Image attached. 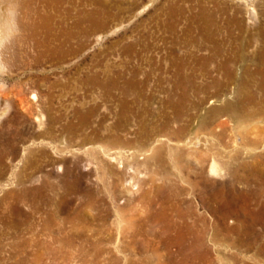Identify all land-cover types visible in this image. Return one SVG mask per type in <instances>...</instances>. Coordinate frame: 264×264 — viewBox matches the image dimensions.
Segmentation results:
<instances>
[{"label":"rangeland","instance_id":"rangeland-1","mask_svg":"<svg viewBox=\"0 0 264 264\" xmlns=\"http://www.w3.org/2000/svg\"><path fill=\"white\" fill-rule=\"evenodd\" d=\"M229 2L2 1L0 264H264V145L240 152L247 132L213 114L242 109L264 0L239 3L242 30ZM153 127L165 138L132 158Z\"/></svg>","mask_w":264,"mask_h":264},{"label":"bare ground","instance_id":"bare-ground-1","mask_svg":"<svg viewBox=\"0 0 264 264\" xmlns=\"http://www.w3.org/2000/svg\"><path fill=\"white\" fill-rule=\"evenodd\" d=\"M2 1L3 0H0V43L3 39V36H4V30L6 29V25H5V20L7 19V14H8V8L7 7H4L2 6ZM13 1V0H12ZM195 1V0H194ZM205 1V0H204ZM231 3H232V6L231 8L232 9H227V8H221L223 10V13L226 14L227 16V19L229 20L228 22H232L234 24H236L241 30L243 28H247L249 27L250 23L247 24V22L245 21V19L243 18L242 16V10H241V5H239V3L241 4V2H245L247 5V12H251L252 10H256L257 6H258V3H259V0H229ZM6 2V1H5ZM27 2V1H26ZM218 2V0H217ZM229 2V3H230ZM22 3V2H21ZM51 3V2H50ZM49 3V4H50ZM206 3V2H204ZM226 3V2H225ZM14 4V3H12ZM28 4V3H27ZM218 4V3H217ZM220 4V3H219ZM228 4V3H227ZM16 5V4H15ZM215 5V4H214ZM6 6V5H5ZM26 6V5H25ZM217 6V5H216ZM226 6V5H225ZM14 7V6H13ZM18 7V6H17ZM32 7V6H31ZM37 7V6H36ZM204 7V6H203ZM218 7V6H217ZM34 8V7H33ZM39 8V7H38ZM43 8V7H42ZM206 8V7H205ZM229 8V7H228ZM246 8V7H245ZM28 9V8H27ZM31 9V8H30ZM23 10V9H22ZM204 10V9H203ZM207 10V8H206ZM214 10V9H213ZM217 10V9H215ZM259 10V9H258ZM16 11V10H15ZM39 11V10H38ZM37 11V12H38ZM231 11V12H229ZM13 12V10H12ZM48 12V11H47ZM202 12V11H201ZM208 12V11H207ZM219 12V11H218ZM261 12V11H260ZM17 13V12H16ZM19 13V12H18ZM23 13V12H22ZM21 13V14H22ZM53 13V12H52ZM209 13V12H208ZM41 16H42V13L40 12ZM47 14V13H46ZM221 14V13H220ZM228 14V15H227ZM240 14V15H238ZM5 16V19H3V17ZM14 16V15H13ZM17 16V15H16ZM18 16H21V15H18ZM34 16V15H33ZM53 16V15H52ZM245 16V15H244ZM29 17V16H28ZM49 17V16H48ZM247 17V16H246ZM250 17V16H249ZM13 18V17H12ZM51 18V17H50ZM214 18V17H213ZM18 19V18H17ZM33 19V18H32ZM41 19V18H40ZM40 19H36V20H40ZM46 19V18H44ZM53 19V18H51ZM217 20V18H215ZM12 20V19H11ZM21 20V19H20ZM29 20V19H28ZM35 20V21H36ZM214 20V19H213ZM15 21V20H14ZM48 21V19H47ZM218 21V20H217ZM220 21V20H219ZM24 22V21H23ZM22 22V23H23ZM33 22V20H32ZM39 22V21H38ZM41 22V21H40ZM214 22V21H213ZM225 22V21H224ZM46 23V22H45ZM48 23V22H47ZM13 24V23H12ZM15 24V23H14ZM29 24V23H28ZM35 24V23H34ZM44 24V23H43ZM215 24V23H214ZM213 24V25H214ZM20 25V24H19ZM30 25V24H29ZM40 25V24H39ZM48 25V24H47ZM45 25V26H47ZM217 25V24H216ZM16 26V24L14 25ZM38 26V25H37ZM44 26V25H43ZM44 26V27H45ZM218 26V25H217ZM221 26V25H220ZM8 27V26H7ZM26 27V26H25ZM33 27V26H32ZM41 27V25H40ZM219 27V26H218ZM27 28V27H26ZM36 28V27H35ZM205 28V27H204ZM10 29V28H9ZM15 29V28H14ZM13 29V30H14ZM22 29V28H21ZM29 29V28H27ZM34 29V28H33ZM39 29V28H38ZM49 29V27L47 28ZM206 29V28H205ZM216 29V27H215ZM230 29V28H229ZM234 29V28H233ZM31 30V29H30ZM29 30V31H30ZM217 30V29H216ZM239 30V31H241ZM257 30V29H256ZM261 31L259 33H264V28L263 29H260ZM39 31V30H38ZM48 31V30H47ZM46 31V32H47ZM52 31V30H51ZM220 31V30H219ZM226 31V30H225ZM245 32V31H244ZM38 33V32H37ZM40 33V32H39ZM28 35H30V33H27ZM23 35V34H22ZM47 35V34H46ZM49 35V34H48ZM52 35V34H51ZM50 35V36H51ZM261 35V34H260ZM35 33L33 32L32 35H31V48H32V53L30 54V56H27L30 57V60L29 62L26 63V55H28V52L25 50V47H24V41L19 40V38L15 39L14 40V44L16 43L18 45V50H17V57H15L14 61H18L17 62V65H19V67H25L24 65H28L29 67L31 68H35L37 62H38V56H37V53H36V39H35ZM48 37V36H47ZM39 38V37H38ZM53 38V37H52ZM40 39H43V38H40ZM8 40V39H7ZM33 40V42H32ZM47 40V38H46ZM49 41V40H47ZM51 41V40H50ZM38 42V41H37ZM255 42V41H254ZM9 43V42H8ZM40 43V42H39ZM42 43V42H41ZM48 43V42H47ZM52 43V42H51ZM45 44V43H44ZM255 44V43H254ZM263 44V43H261ZM40 45V44H39ZM51 45V44H50ZM16 46V45H14ZM45 46V45H44ZM4 47V46H3ZM42 47V46H41ZM8 48V47H7ZM15 48V47H14ZM39 48V47H38ZM51 48V47H50ZM130 48V47H129ZM128 48V49H129ZM132 48V47H131ZM16 49V48H15ZM49 49V48H48ZM2 50V49H1ZM52 50V49H51ZM7 51V50H6ZM14 51V50H13ZM39 51V50H38ZM41 51V50H40ZM43 51V50H42ZM47 51V50H46ZM44 52V51H43ZM52 52V51H51ZM15 53V52H14ZM13 53V55H14ZM49 53V52H48ZM1 54V53H0ZM4 54V53H3ZM8 54V53H7ZM44 54V53H43ZM51 54V53H50ZM55 55V54H54ZM44 56V55H43ZM49 56V54H48ZM51 56V55H50ZM46 57V56H45ZM258 61H256V67L255 69H252L251 67H248L247 70H246V73L247 75L250 77L248 78V80H246L244 82V86H243V90H242V99H243V103H242V106H240L242 109L240 110V108L236 107L235 104H228L226 106H222V107H214L213 108V114L214 115H217V114H220V113H223L225 111H230L229 113H231L230 115H232L231 117H233V119L235 120V123H236V127H239L241 129V131H245L247 132L245 134V136H243V139L247 138V142L245 144H243V146H239L240 147V152L241 149L247 153V154H253L254 153V150H256V147L259 143V144H263L264 145V126H262L261 124L264 123V46L263 48L258 52ZM3 58V57H2ZM10 58V57H9ZM52 59V58H51ZM55 60V58H54ZM2 62V60H0ZM10 61V60H9ZM49 61V60H48ZM41 62V61H40ZM45 62V61H44ZM51 62V61H50ZM9 64V63H8ZM47 64V63H46ZM7 65V64H6ZM14 65V64H13ZM51 65V64H50ZM4 66V65H3ZM16 66V65H15ZM2 67V66H1ZM5 69V67H3ZM22 69V68H21ZM20 69V70H21ZM29 69V68H28ZM44 69V67L42 68ZM9 70V69H8ZM7 70V71H8ZM11 70V69H10ZM19 70V69H18ZM45 70V69H44ZM47 70V69H46ZM38 71V70H37ZM41 72V71H40ZM49 72V71H48ZM10 74V73H9ZM24 74V73H23ZM3 75V74H2ZM8 75V74H7ZM31 75V74H30ZM49 75V73H48ZM9 76V75H8ZM18 77V76H17ZM24 77V76H23ZM38 77V76H37ZM19 79V78H18ZM40 79V78H39ZM10 80V79H9ZM30 80V78H29ZM44 80V79H43ZM46 80V79H45ZM15 81V80H14ZM37 81V80H36ZM39 82V81H37ZM4 83V81H3ZM19 83V82H18ZM6 84V83H5ZM13 84V83H12ZM37 86V85H36ZM35 86V87H36ZM19 87V86H18ZM26 89V88H25ZM32 89V88H31ZM38 90V89H37ZM15 91V90H14ZM9 92V91H8ZM12 92V90H11ZM26 92V91H25ZM259 92V94H258ZM15 93V92H14ZM18 93V92H17ZM32 93V92H30ZM35 93V92H34ZM33 93V94H34ZM38 96V95H37ZM252 103V105H247ZM221 116V115H220ZM214 117V116H213ZM171 126V121H166L163 128H169ZM235 127V128H236ZM238 130V129H237ZM167 131V130H166ZM240 131V132H241ZM244 132V133H245ZM251 132H257L258 136H257V139H252L249 137V133ZM145 133V137L146 139L148 140V143L146 146H141L140 148L136 149L137 152L136 153H133L132 154V158L134 159H137L139 158V156L142 155V152L143 153H147V151H150L151 149H153L156 144V142H160L162 141L164 138L162 136V133L161 131H159L157 128L153 127V130L150 129V130H145L144 131ZM239 134V133H238ZM242 139V136L240 137ZM169 139V137H168ZM191 142L190 138L187 137V139L184 140L183 143L187 144V145H190L189 143ZM182 143V144H183ZM181 144V145H182ZM256 145V146H254ZM238 147V146H237ZM1 150V149H0ZM147 150V151H146ZM2 151V150H1ZM261 151V150H260ZM238 152V148H235L233 149V153L231 154V158L233 159V161H235V159H239L240 156H241V153H240V156H234V153ZM2 153V152H1ZM243 154V153H242ZM256 154V153H255ZM2 155V154H1ZM254 156V155H253ZM6 157V156H5ZM4 157V158H5ZM161 157H163L161 155ZM248 157V156H247ZM246 157V158H247ZM243 158V156L241 157ZM257 158V157H256ZM3 159V158H2ZM146 159V163L151 161L153 159V156L147 154L144 158V160ZM231 159V160H232ZM7 160V159H6ZM261 160V159H260ZM242 161V160H241ZM252 161V160H251ZM255 161V160H254ZM253 161V163H254ZM257 161V160H256ZM1 163V162H0ZM233 163V162H232ZM235 164V163H234ZM1 166V165H0ZM230 166V164H229ZM203 167V166H202ZM4 168V167H3ZM6 171V169H5ZM2 173V172H1ZM208 173L211 174V175H221L223 174V167L222 165L216 160V159H212L211 161V164H210V168L208 169ZM184 188V187H183ZM186 188V187H185ZM182 189V188H181ZM187 189V188H186ZM186 192V191H185ZM188 192V190H187ZM18 224V223H16ZM18 226V225H17ZM16 226V227H17ZM14 235V234H13ZM20 235V233L18 234ZM15 237V235H14ZM19 239V237H18ZM17 239V240H18ZM13 242V241H12ZM15 242V241H14ZM13 242V243H14ZM22 242V241H21ZM12 243V244H13ZM20 243V242H19ZM21 244V243H20ZM21 246V245H20ZM17 247V246H16ZM20 250V249H19ZM1 251V250H0ZM13 251V250H12ZM19 252V251H18ZM17 252V253H18ZM14 253V252H13ZM16 255V254H15ZM21 262V261H20ZM19 263V262H18Z\"/></svg>","mask_w":264,"mask_h":264}]
</instances>
